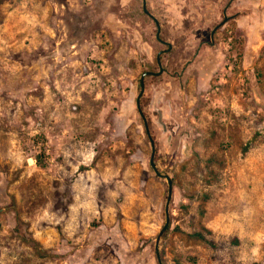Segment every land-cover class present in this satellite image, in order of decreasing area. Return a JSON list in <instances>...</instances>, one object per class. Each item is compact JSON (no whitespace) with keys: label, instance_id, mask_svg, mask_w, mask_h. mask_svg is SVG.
<instances>
[{"label":"rangeland","instance_id":"obj_1","mask_svg":"<svg viewBox=\"0 0 264 264\" xmlns=\"http://www.w3.org/2000/svg\"><path fill=\"white\" fill-rule=\"evenodd\" d=\"M146 3L144 119L143 0H0V264H264V0Z\"/></svg>","mask_w":264,"mask_h":264},{"label":"water","instance_id":"obj_2","mask_svg":"<svg viewBox=\"0 0 264 264\" xmlns=\"http://www.w3.org/2000/svg\"><path fill=\"white\" fill-rule=\"evenodd\" d=\"M143 11L144 13H146L147 15L151 16L152 19L154 20L156 26H157V33H156V37L158 40H160L161 42H163L164 44H168V49L167 50H161L158 54H157V63H158V66H159V71H156V72H152V71H146L145 73H143L142 77H141V86H142V89L137 97V108L141 114V116L145 119L144 117V114H143V111L141 109V106H140V99H141V96L143 95L144 93V77L146 75H160L163 71H164V68L162 66V63H161V54L167 52L168 50L171 49L172 45L170 43H167L163 40H161L160 38V30H161V26H160V23L159 21L150 13V11L148 10L147 8V3H146V0H143ZM227 19H229V16L225 15L224 16V19L223 21H221L213 30L212 34L215 32L216 29H218ZM145 127L147 129V132L149 133L148 131V127H147V123L145 122ZM150 137V141H151V144H152V154H151V158H150V165L151 167L154 169L155 173L158 175V176H164L167 181H168V185H169V193H168V198H167V207H168V204L171 200V194H172V181H171V178L169 177V175H163L162 173H160V171L157 169V166L154 162V155H155V147H154V140L153 138L149 135ZM166 207V208H167ZM169 224V214H168V210L166 209V223H165V226L163 228V230H165L167 228Z\"/></svg>","mask_w":264,"mask_h":264},{"label":"trees","instance_id":"obj_3","mask_svg":"<svg viewBox=\"0 0 264 264\" xmlns=\"http://www.w3.org/2000/svg\"><path fill=\"white\" fill-rule=\"evenodd\" d=\"M199 236H201L202 238H205L204 235H202V234H199Z\"/></svg>","mask_w":264,"mask_h":264}]
</instances>
